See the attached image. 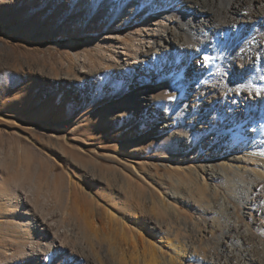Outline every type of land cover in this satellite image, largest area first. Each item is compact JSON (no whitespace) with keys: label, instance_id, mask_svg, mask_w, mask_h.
<instances>
[{"label":"rangeland","instance_id":"1","mask_svg":"<svg viewBox=\"0 0 264 264\" xmlns=\"http://www.w3.org/2000/svg\"><path fill=\"white\" fill-rule=\"evenodd\" d=\"M68 1L0 0V264H67L66 254L53 245L39 258L38 251H30L46 248L50 237L34 222H25L33 208L51 218L59 231L68 230L72 242L97 241L105 247L110 241L118 246L134 236L141 251L151 249L160 264L175 258L180 244H188L194 236L189 226H196L202 237L198 252L214 250L222 230L210 233V214L170 195L177 191L196 200L199 188L209 193L195 176L209 160V148L224 147L225 154L211 157L218 167L246 139L249 121L217 123L204 133L195 125L203 117L192 111L195 103L187 88L203 87L216 78L222 83L226 73L214 68L205 75H183L181 82L168 81L164 92H158L163 84L154 77L125 87L122 68L111 59L120 54L105 38L124 19L125 7L120 4L112 16L107 10L113 0H94L95 5L93 0H72L70 7ZM166 11L176 17L183 13ZM156 14L160 13L151 10L143 19ZM98 18L107 22L95 29ZM140 22L114 33L120 32L121 41L133 48L147 27H137ZM134 56L131 51L120 59L127 62ZM140 89L159 100L174 102L178 96L167 119L142 111ZM162 122L172 126L163 128ZM184 138L189 139L187 146L179 142ZM257 161L246 166L258 165L255 169L264 173ZM229 175L238 179L235 173ZM211 184L227 192L223 181ZM26 196L32 206L28 205V215L23 213ZM162 198L176 206L178 216L164 209ZM208 200L201 205H208ZM257 204L258 210L261 203ZM246 205H238L240 222L247 224L252 244L264 246V233L255 227L264 218ZM151 217L162 222L161 232L146 229ZM94 225L99 232L92 240ZM125 258L122 264H135ZM185 264L197 262L187 258Z\"/></svg>","mask_w":264,"mask_h":264},{"label":"bare ground","instance_id":"2","mask_svg":"<svg viewBox=\"0 0 264 264\" xmlns=\"http://www.w3.org/2000/svg\"><path fill=\"white\" fill-rule=\"evenodd\" d=\"M68 2V7L74 4L72 0ZM92 4L95 5L94 0ZM113 4L107 13L115 15L120 4L127 13L124 19L118 21L117 27H110L112 31L135 24L136 20L141 21L137 27L147 26L140 34L141 39L134 41L133 48L121 41L120 32L113 31L105 35L106 41L114 44L115 53L120 54V58L130 56L131 51L135 53L134 57L127 58V62L111 56L122 68L119 74L126 79L122 83L125 87L136 84L140 79L154 77L163 84L158 92H164L166 83L171 79L177 83L182 81L183 75H205L208 70L220 68L226 73L224 82L219 83L216 78L203 87L191 85L187 88V96L195 103H192V111L203 117L200 124L195 123L196 127L204 133L206 127L214 128L217 123L221 126L226 123L235 125L241 120L250 122L241 147H236V150L232 148L226 154V160L218 167L211 157L216 152L225 154L224 147L219 145L215 151L209 148L208 156L205 157L209 160L206 159L201 164L202 172H195L196 178L202 179L209 188V193L199 188L198 200L190 199L184 193H176L177 191L170 195L182 199L190 207L210 214V233L222 230L214 240L215 249L198 252L202 237L196 231V226H189L194 236L188 244H180L176 257L170 258L166 264H185L187 258L197 264H264L263 242H259V245L252 244V234L247 224L240 222L241 216L237 210L242 202L247 204L246 208L257 210V203L260 202L261 208L257 212L264 218V173L255 169L258 165L254 168L246 166L259 162L257 160L264 166V152L261 150L264 146V0H113ZM154 9L160 14H156L154 19L144 20L145 14ZM169 9L183 13L176 17L174 13L166 11ZM98 20L95 21V29L103 28L107 22V19ZM139 95L142 111L148 117L157 119H167L169 108L177 104L178 100V96L174 98V102L159 100L160 97L155 99L152 92L148 93L144 89H140ZM169 126L172 123L162 122L163 128ZM179 142L187 146L189 139L184 138ZM232 168L235 171H230ZM232 173L238 179H231L229 174ZM212 181H223L227 192L222 193L218 185L211 184ZM207 198L209 204L201 205L200 201ZM168 200L162 198L160 202L166 211L178 216V209ZM26 204L23 213L28 215V205L32 206L27 196ZM33 210L34 213L25 222H34L42 233L50 235L46 248H31L32 254L38 251L37 258L53 245L55 250L66 254L64 261L67 264H122L127 256L135 264H160L158 256L151 249L141 251L134 236L132 240L129 237L121 240L118 246L115 245L118 242L113 244L110 241L105 247L97 241L96 244L94 241L75 243L70 241L68 230L59 231L56 223L43 211ZM133 213H136L135 209ZM157 219L151 217L146 229H152L154 233L161 232L162 222ZM107 221L105 218V222ZM255 227L264 233V222H256ZM87 229H90L88 225ZM97 232L98 226H92V240H95L93 235Z\"/></svg>","mask_w":264,"mask_h":264},{"label":"snow or ice","instance_id":"3","mask_svg":"<svg viewBox=\"0 0 264 264\" xmlns=\"http://www.w3.org/2000/svg\"><path fill=\"white\" fill-rule=\"evenodd\" d=\"M172 97H169V99H171Z\"/></svg>","mask_w":264,"mask_h":264}]
</instances>
